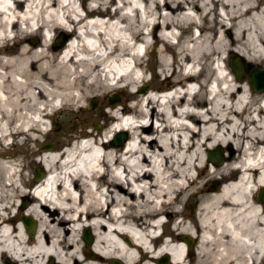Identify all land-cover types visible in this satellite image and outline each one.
I'll use <instances>...</instances> for the list:
<instances>
[{
  "label": "bare ground",
  "instance_id": "6f19581e",
  "mask_svg": "<svg viewBox=\"0 0 264 264\" xmlns=\"http://www.w3.org/2000/svg\"><path fill=\"white\" fill-rule=\"evenodd\" d=\"M79 1L0 0V264H264V91L227 65L235 54L246 73L264 67V0ZM183 24L197 33L176 37ZM58 30L74 34L55 49ZM147 73L164 76L165 93L136 90ZM120 88L122 103L105 104ZM91 99L102 130L85 113ZM56 115L85 119L73 138L86 142L30 150ZM14 146L38 155L42 178ZM216 147L219 163L206 157Z\"/></svg>",
  "mask_w": 264,
  "mask_h": 264
},
{
  "label": "rangeland",
  "instance_id": "374dc122",
  "mask_svg": "<svg viewBox=\"0 0 264 264\" xmlns=\"http://www.w3.org/2000/svg\"><path fill=\"white\" fill-rule=\"evenodd\" d=\"M79 2L82 3L84 6L85 4H87L86 2H88V0H80ZM110 9H112V7H110ZM191 27H193V25L179 29V33H182L183 31L185 32L188 30L190 31ZM61 32H63V31H61ZM59 33L60 32L58 30L57 32H55V34L53 35V38H52V42H51L52 46H53V42L56 38H58V41L60 44L58 47H55V49L61 48L66 39L68 40L70 37H73L72 36L73 33H69V34H67V36H64V34H65L64 32H63L64 34L63 33L59 34ZM60 35H61V37H60ZM30 38H32L33 40L34 39L40 40L41 34L39 33L37 35H33ZM156 43H158V42L153 43L152 46L150 47L151 51L156 47ZM150 57H151L150 58L151 66H152V68H155L156 67V57H155V55H152ZM219 65H221V63H219ZM256 66H258V65H256ZM259 67H262V66H259ZM148 74L149 73H147L145 75L146 76L145 81H143V82L139 83V85H137V87H136L137 91H138V88L142 85L144 86V89H146V90L149 88L154 89V90L157 88L163 89L166 85H168L167 80H163V81L159 80V76H160V78L164 77L163 75H160V74L159 75L156 74V75L152 76L151 79L146 81V79L149 76ZM246 80L247 79L243 78V79H240L238 81L244 82ZM126 94H127L126 90L120 88L119 91L116 92L114 95L117 96L118 103H122ZM104 103L108 104V98L105 100ZM101 104H102L101 101L95 100L94 105L91 108L88 107V103H85V105H84L87 109L85 113L88 114L89 118H91L92 121H94L91 124V129L102 130V128L106 122V118L100 115ZM82 119L83 118L81 116L80 117L77 116L76 118H73L69 115H65V116L56 115L55 117L51 118L52 123H50L49 120H44V122H45L44 129L48 130V134L47 135H43V134L35 135L36 141L29 142L27 144V147H29L30 150L37 151V150L42 149V146L49 145L51 148H55L56 151L60 152L59 150H61L62 145L69 143V141L73 138V136L80 133V131L82 130V122H83V120H85V119H83V120ZM48 123H49V127L47 125ZM54 125L57 126L56 130L53 129ZM44 132H45V130H44ZM10 156H12L15 160L20 161V165H29L28 170H29V176L31 178L33 177L32 172L35 168H40L41 170H43L39 161H37L38 155L28 156V152L26 150H24V148H19L17 146L11 147ZM8 160L6 159L5 161H8ZM17 200H19L20 204H21V201L24 199H22V200L17 199ZM190 207H191V210H194L196 208L195 202H191V203L186 204V206H185L186 212L189 213L191 211V210H189ZM81 234H82V230L80 232H78L79 237H81ZM81 245L83 246L84 244L81 243ZM108 264H109V262H108Z\"/></svg>",
  "mask_w": 264,
  "mask_h": 264
},
{
  "label": "water",
  "instance_id": "95a60500",
  "mask_svg": "<svg viewBox=\"0 0 264 264\" xmlns=\"http://www.w3.org/2000/svg\"><path fill=\"white\" fill-rule=\"evenodd\" d=\"M59 41L58 38H56L53 42V46L54 47H58ZM227 62H228V67L231 71V73L233 74L234 78L236 80H240L244 77H246L249 88L253 91V92H262L264 91V67H259V66H252L250 69V72L248 71L246 73V68L247 65L243 64L240 62H237V56L235 54H230L227 56ZM238 63V64H237ZM243 64V65H241ZM245 69V70H244ZM144 86H141L138 88V91L141 92L143 91ZM117 96L111 95L108 98V103L112 104L113 102L117 101ZM95 100L91 99L88 101V107L91 108L94 105ZM56 125V124H55ZM53 126V129L56 130L57 126ZM126 134L124 132H117L116 134H114L113 138L111 139V141L109 142L111 145H122L126 136ZM42 148H48L51 149V147L49 145H45L42 146ZM206 157L210 160H212L214 163H219L222 160V155H221V149L219 147H216L212 150H209L206 153ZM34 174V181H37L41 175L42 172L38 169L35 168L33 171ZM257 198H258V202L263 201L264 199V195L262 193V191H259L257 194ZM27 201L24 199L21 203V207H24L26 205ZM189 210H191V207L189 208ZM26 233L28 236H32L33 232H34V222L27 216H22L20 218ZM82 240L84 242V244L88 245L91 243L92 241V237L91 234L89 232V230L87 228L82 230ZM186 240V244L188 247V251L190 250V246H191V240L188 239L187 237L185 238ZM161 262L165 261V257H162L160 259ZM6 264H10L9 262L6 261ZM109 264H122L119 260L117 259H111L109 261Z\"/></svg>",
  "mask_w": 264,
  "mask_h": 264
},
{
  "label": "flooded vegetation",
  "instance_id": "af4514ba",
  "mask_svg": "<svg viewBox=\"0 0 264 264\" xmlns=\"http://www.w3.org/2000/svg\"><path fill=\"white\" fill-rule=\"evenodd\" d=\"M41 172H42V170L40 169V168H38ZM34 171V170H33ZM45 174L42 172V175H41V177L40 178H42L43 176H44ZM32 179H33V181H34V174H33V172H32ZM32 189L30 188L29 189V191H31ZM259 191H262V193H263V195H264V191L263 190H261V189H259V190H257V192H256V194H255V199L258 201V198H257V194H258V192ZM26 200V199H25ZM264 200V199H263ZM23 201V200H22ZM27 201V200H26ZM28 202V201H27ZM22 203V202H21Z\"/></svg>",
  "mask_w": 264,
  "mask_h": 264
}]
</instances>
